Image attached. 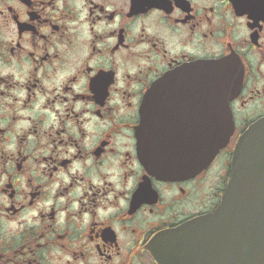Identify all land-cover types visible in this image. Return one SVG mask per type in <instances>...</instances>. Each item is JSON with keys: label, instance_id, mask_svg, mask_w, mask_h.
<instances>
[{"label": "flooded vegetation", "instance_id": "af4514ba", "mask_svg": "<svg viewBox=\"0 0 264 264\" xmlns=\"http://www.w3.org/2000/svg\"><path fill=\"white\" fill-rule=\"evenodd\" d=\"M211 61L240 86L230 139L166 178L144 108L164 137L197 139ZM263 117L264 0H0V264H161L168 233L218 208Z\"/></svg>", "mask_w": 264, "mask_h": 264}, {"label": "water", "instance_id": "95a60500", "mask_svg": "<svg viewBox=\"0 0 264 264\" xmlns=\"http://www.w3.org/2000/svg\"><path fill=\"white\" fill-rule=\"evenodd\" d=\"M228 63L212 61L210 76H201L202 85L214 84L215 96L211 122L201 123L194 141L164 137V122L148 121L144 108L140 141L152 170L170 179L194 175L206 169L228 143L232 123L227 111L240 89L236 75L226 74ZM229 79L234 81L232 87L226 83ZM184 228L193 233L179 241L168 234L166 250L157 256L162 264H264V118L237 143L231 177L217 210Z\"/></svg>", "mask_w": 264, "mask_h": 264}]
</instances>
